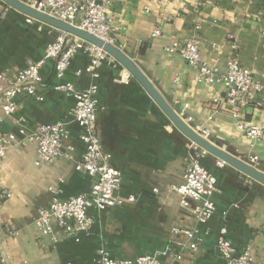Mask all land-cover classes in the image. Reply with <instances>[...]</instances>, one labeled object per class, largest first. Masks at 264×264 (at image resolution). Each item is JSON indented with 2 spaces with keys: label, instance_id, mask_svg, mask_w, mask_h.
I'll return each mask as SVG.
<instances>
[{
  "label": "crops",
  "instance_id": "crops-1",
  "mask_svg": "<svg viewBox=\"0 0 264 264\" xmlns=\"http://www.w3.org/2000/svg\"><path fill=\"white\" fill-rule=\"evenodd\" d=\"M4 9L0 2V74H11L37 60L59 31ZM111 18L113 44L186 123L207 131V139L248 163L257 156L252 165L264 172V107L253 103L237 110L215 102L223 87L199 82L178 51H171L174 44L195 40L201 59L219 71L234 55L264 87V0H113ZM157 29L160 34L153 35ZM55 62L51 59L41 69L37 95L43 101L21 94L16 112L4 117L0 93V133L21 127L31 133L40 124L67 120L64 145L73 147L70 158L40 165L34 143L8 148L0 169V195L10 194L0 199V264H98L100 248L116 259L159 254L162 264H224L217 248L223 227L238 251L249 247L254 260L264 264V186L208 155L203 165L217 178L215 211L207 223H199L172 189L183 183L191 141L119 63L101 61L93 75L86 70L90 60L82 50L63 81L78 90L98 86V134L111 164L121 172L117 194L134 201L101 211L90 208L93 224L87 233L55 223L52 235H42L35 224L38 208L48 206L55 195L64 199L88 193L93 184L75 169L84 144L70 114L74 98L53 88ZM239 120L263 127L262 138L252 142L238 129ZM175 229H197V249L189 247L194 239Z\"/></svg>",
  "mask_w": 264,
  "mask_h": 264
},
{
  "label": "built area",
  "instance_id": "built-area-1",
  "mask_svg": "<svg viewBox=\"0 0 264 264\" xmlns=\"http://www.w3.org/2000/svg\"><path fill=\"white\" fill-rule=\"evenodd\" d=\"M29 7L42 11L56 19L78 26L101 39L114 42L111 32L113 0H20ZM5 5V4H4ZM11 8L5 5V12ZM28 21L33 19L27 17ZM160 34L157 29L153 35ZM82 50L89 57L86 70L96 75V68L101 61H116L101 48L86 42L68 33L61 32L50 41L42 55L30 62L25 68L11 74H0V93L4 97L2 105L4 117L12 116L17 109V97L27 94L43 101L37 95V89L42 83L41 69L44 64L55 59L54 90L74 98L75 104L70 112L72 121L81 129L80 140L84 144L81 159L76 163L77 172L88 175L93 179V184L88 193L59 198L54 196L46 207L37 211L35 224L42 235H52L55 223L66 230L87 233L93 224V218L88 213L90 208L98 211L109 207H116L125 202L134 201V197H121L117 190L121 184V172L111 164V154L103 149L97 130V110L99 100L97 97L98 86L91 84L87 88L78 90L69 81H63L66 71L74 55ZM171 51H178L186 63L196 72L198 81L207 85H221L223 95L217 97L215 102H220L237 110L246 109L256 103L264 107V87L256 82L253 73L242 67L236 56H231L225 65L224 71L203 61L200 57L199 45L195 40L183 44H174ZM263 93L256 100V95ZM235 117L238 114H234ZM1 118V117H0ZM237 127L252 141L257 142L263 136V127L252 125L243 120L237 122ZM196 130V129H195ZM197 131V130H196ZM198 132L207 138V131ZM69 136L68 121L59 120L50 124H40L33 132L27 133L23 127L17 132L0 133V169L4 156L9 147L34 143L37 147L36 165L50 163L61 157L70 158L72 146L64 145ZM21 137V138H20ZM189 165L184 173L183 183L172 186L180 195V204L190 208L196 220L205 224L215 211L213 195L217 192L216 176L203 165V160L209 155L205 150L191 142ZM258 160L257 156L249 159L250 164ZM224 163H219L223 166ZM9 193H2L0 199L9 197ZM193 201L195 205L191 206ZM68 222L72 225L68 226ZM194 239L190 248L197 249L195 239L197 229H175ZM217 248L224 264H258L246 247L238 251L227 235V229L221 228L217 239ZM181 259V256H177ZM98 264H162L159 254H144L135 259H116L110 253L100 248L97 252ZM66 264H72L70 262Z\"/></svg>",
  "mask_w": 264,
  "mask_h": 264
},
{
  "label": "water",
  "instance_id": "water-1",
  "mask_svg": "<svg viewBox=\"0 0 264 264\" xmlns=\"http://www.w3.org/2000/svg\"><path fill=\"white\" fill-rule=\"evenodd\" d=\"M0 2L9 6L11 9L26 17H29L49 27H52L58 31L65 32L72 36L78 37L104 50L139 83V85L145 90V92L159 107V109L171 121V123L189 141L205 150L209 155H212L224 164L229 165L230 167L236 169L248 178L264 186L263 171L259 170L258 168L246 162L245 160L235 156L234 154L220 147L213 141L205 138L191 125L186 123V121L167 102V100L163 97V95L155 87V85H153V83L148 79V77L139 68V66L132 59H130L123 51H121L116 45L109 43L88 31L80 29L76 25L66 23L42 11L29 7L20 0H0Z\"/></svg>",
  "mask_w": 264,
  "mask_h": 264
}]
</instances>
